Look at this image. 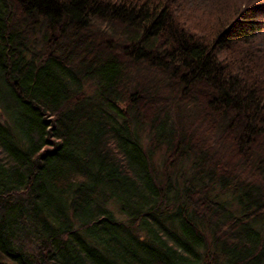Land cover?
Wrapping results in <instances>:
<instances>
[{
	"label": "trees",
	"instance_id": "16d2710c",
	"mask_svg": "<svg viewBox=\"0 0 264 264\" xmlns=\"http://www.w3.org/2000/svg\"><path fill=\"white\" fill-rule=\"evenodd\" d=\"M230 13L0 0V264H264V1Z\"/></svg>",
	"mask_w": 264,
	"mask_h": 264
},
{
	"label": "rangeland",
	"instance_id": "374dc122",
	"mask_svg": "<svg viewBox=\"0 0 264 264\" xmlns=\"http://www.w3.org/2000/svg\"><path fill=\"white\" fill-rule=\"evenodd\" d=\"M246 0H187V6L188 9L192 10L195 14H201L204 16V18H207L210 20L213 18L216 13H226L228 15H231V9L237 8L238 6H242V4ZM253 0H249L251 2ZM254 1H264V0H254ZM213 16V17H212ZM220 19V18H219ZM263 31H264V22H263ZM264 34V33H263ZM0 117L3 118V115L1 113L0 109ZM142 141L143 143L146 142V132L145 130H142ZM164 149L162 147H157L154 152V160L155 163L158 165H155V169L157 170L158 174H161L162 172V159L164 157ZM116 207V206H114ZM114 211L117 213V207L114 209ZM118 214V213H117Z\"/></svg>",
	"mask_w": 264,
	"mask_h": 264
}]
</instances>
